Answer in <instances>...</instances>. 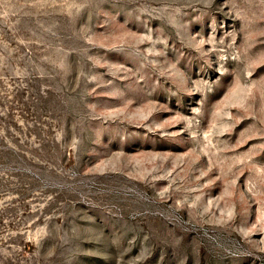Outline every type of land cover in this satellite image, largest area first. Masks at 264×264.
<instances>
[{"label":"rangeland","instance_id":"rangeland-1","mask_svg":"<svg viewBox=\"0 0 264 264\" xmlns=\"http://www.w3.org/2000/svg\"><path fill=\"white\" fill-rule=\"evenodd\" d=\"M0 264H264V0H0Z\"/></svg>","mask_w":264,"mask_h":264}]
</instances>
